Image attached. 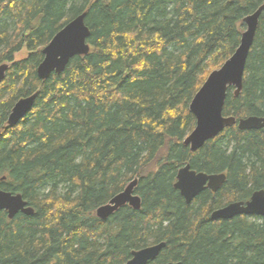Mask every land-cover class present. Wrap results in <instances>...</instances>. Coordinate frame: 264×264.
<instances>
[{
	"label": "trees",
	"instance_id": "1",
	"mask_svg": "<svg viewBox=\"0 0 264 264\" xmlns=\"http://www.w3.org/2000/svg\"><path fill=\"white\" fill-rule=\"evenodd\" d=\"M264 0H0V188L20 193L32 215L0 210V264H124L165 242L149 264H264V217L210 219L264 190V129L225 128L196 151L189 103L236 50L243 18ZM86 12L87 55L41 80L42 48ZM26 54L16 58V54ZM223 114L264 117V8L241 92ZM37 92L14 126V103ZM225 173L216 191L187 204L180 167ZM138 178L141 207L107 219L96 209Z\"/></svg>",
	"mask_w": 264,
	"mask_h": 264
},
{
	"label": "water",
	"instance_id": "2",
	"mask_svg": "<svg viewBox=\"0 0 264 264\" xmlns=\"http://www.w3.org/2000/svg\"><path fill=\"white\" fill-rule=\"evenodd\" d=\"M264 4L247 14L242 22L245 26L240 42L234 53L217 69L212 70L196 91L189 103V111L195 118L193 129L183 140V144L194 151L201 148L208 140L216 137L225 128L237 125L240 130L264 129V117L250 115L236 118L224 115L228 88H233L238 95L243 87V76L250 49L253 45L259 18ZM87 11L68 21L42 48L43 58L38 64L36 73L41 80L47 79L51 73H61L69 60L77 55H87L90 35L85 24ZM8 64H0V82L4 79ZM37 92L21 97L12 106L7 117V126H14L32 109ZM225 173L208 174L196 171L187 163L180 167L176 174L174 187L179 191L185 202L189 204L194 197L205 189L216 192L225 181ZM138 178L130 181L125 188L115 194L107 203L99 206L95 214L105 220L120 207L129 205L133 209L141 207L140 197L135 193ZM0 210L12 219L17 213L32 215L33 207L29 206L20 193H11L0 188ZM237 215L264 217V190L254 191L246 201H233L210 213V219H230ZM165 246L161 241L152 245L133 250L131 257L124 264H149ZM166 264H182L181 261H170Z\"/></svg>",
	"mask_w": 264,
	"mask_h": 264
},
{
	"label": "rangeland",
	"instance_id": "3",
	"mask_svg": "<svg viewBox=\"0 0 264 264\" xmlns=\"http://www.w3.org/2000/svg\"><path fill=\"white\" fill-rule=\"evenodd\" d=\"M25 54H26V50L23 49L21 52L17 53L15 57L18 59V58L24 56Z\"/></svg>",
	"mask_w": 264,
	"mask_h": 264
},
{
	"label": "bare ground",
	"instance_id": "4",
	"mask_svg": "<svg viewBox=\"0 0 264 264\" xmlns=\"http://www.w3.org/2000/svg\"><path fill=\"white\" fill-rule=\"evenodd\" d=\"M192 151V150H191ZM194 151H196V150H194ZM249 217H251V216H249ZM260 217V216H259Z\"/></svg>",
	"mask_w": 264,
	"mask_h": 264
}]
</instances>
